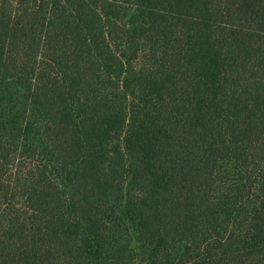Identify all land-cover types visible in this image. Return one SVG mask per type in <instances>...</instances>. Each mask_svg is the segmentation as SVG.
Wrapping results in <instances>:
<instances>
[{
  "label": "trees",
  "instance_id": "1",
  "mask_svg": "<svg viewBox=\"0 0 264 264\" xmlns=\"http://www.w3.org/2000/svg\"><path fill=\"white\" fill-rule=\"evenodd\" d=\"M0 264H264V0H0Z\"/></svg>",
  "mask_w": 264,
  "mask_h": 264
}]
</instances>
